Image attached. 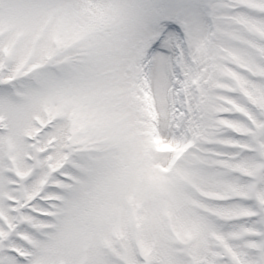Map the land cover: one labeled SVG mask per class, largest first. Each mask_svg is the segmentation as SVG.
I'll list each match as a JSON object with an SVG mask.
<instances>
[{
    "label": "snow or ice",
    "instance_id": "snow-or-ice-1",
    "mask_svg": "<svg viewBox=\"0 0 264 264\" xmlns=\"http://www.w3.org/2000/svg\"><path fill=\"white\" fill-rule=\"evenodd\" d=\"M0 264H264V0H0Z\"/></svg>",
    "mask_w": 264,
    "mask_h": 264
}]
</instances>
